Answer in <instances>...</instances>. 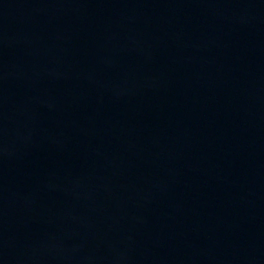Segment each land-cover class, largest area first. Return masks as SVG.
Here are the masks:
<instances>
[{
    "label": "water",
    "instance_id": "water-1",
    "mask_svg": "<svg viewBox=\"0 0 264 264\" xmlns=\"http://www.w3.org/2000/svg\"><path fill=\"white\" fill-rule=\"evenodd\" d=\"M0 264H264V0H0Z\"/></svg>",
    "mask_w": 264,
    "mask_h": 264
}]
</instances>
